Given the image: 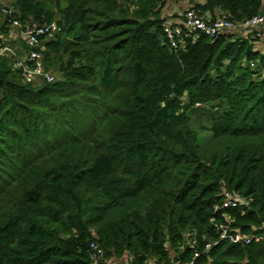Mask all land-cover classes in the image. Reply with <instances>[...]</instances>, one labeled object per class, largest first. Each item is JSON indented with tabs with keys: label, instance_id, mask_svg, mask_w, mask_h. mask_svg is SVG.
<instances>
[{
	"label": "trees",
	"instance_id": "obj_1",
	"mask_svg": "<svg viewBox=\"0 0 264 264\" xmlns=\"http://www.w3.org/2000/svg\"><path fill=\"white\" fill-rule=\"evenodd\" d=\"M190 5L233 24L264 14V0ZM159 6L13 0L3 14L0 34L12 19L59 31L41 51L53 83L0 59V264H93L92 243L130 264H264V243L218 231L227 214L264 234L259 30L173 49ZM225 190L247 205L215 212Z\"/></svg>",
	"mask_w": 264,
	"mask_h": 264
},
{
	"label": "built area",
	"instance_id": "obj_2",
	"mask_svg": "<svg viewBox=\"0 0 264 264\" xmlns=\"http://www.w3.org/2000/svg\"><path fill=\"white\" fill-rule=\"evenodd\" d=\"M4 13L11 14L13 10L10 8L9 11ZM179 17L176 19H163L162 24L164 34L173 49L183 47L184 40L197 41L201 35L213 39L228 32L233 33V30L247 33L264 27V14L253 17L241 24H233L224 13L217 14L216 18H205L192 8L184 11ZM10 23L15 28H10V30L15 34L17 33V38L21 39V46L24 45L26 48L18 57L12 46L6 44L7 42H5L2 35L0 37V57H10L15 68L21 72L23 81L27 84L53 83L56 79L46 71L41 51L45 50L47 42L55 38L59 31L57 23L38 24L31 22L23 26L16 19L10 20ZM244 205H247V202L238 193L225 190L222 203L215 206L214 211L220 212L223 209H235ZM223 219L224 222L218 224L220 240L241 246L251 245L252 242L264 243V234L257 235L254 232L244 234L232 227V219L229 215L224 214ZM213 245V243L207 244L205 250H210ZM91 248L95 252L92 256L93 264H111L112 259H106L104 250L100 249L96 243H92ZM198 257H200V253L196 252L194 258L185 264H196L195 259Z\"/></svg>",
	"mask_w": 264,
	"mask_h": 264
},
{
	"label": "rangeland",
	"instance_id": "obj_3",
	"mask_svg": "<svg viewBox=\"0 0 264 264\" xmlns=\"http://www.w3.org/2000/svg\"><path fill=\"white\" fill-rule=\"evenodd\" d=\"M164 2V6L161 8V6L158 7L160 8L162 13H161V19H176L180 18L179 16L182 15V13L188 9L191 8V3L196 2L198 0H181V1H174V0H161ZM12 2L13 0H0V29L2 28V25H4L5 20H6V13L5 11H9V9L12 7ZM2 13V15H1ZM5 14V15H3ZM10 28H14L12 25H8V28L5 30L6 32H2L0 34V37L3 35V38L5 39V42H7V45L12 46L13 50L15 51L16 55L18 57L21 56L23 53V49L26 48L24 45L21 46V39L17 38V33H13ZM15 29V28H14ZM262 30V28L260 29ZM235 34H246V32H241V31H236L233 30ZM21 46V47H20ZM4 58V56L0 57V59ZM9 59L11 62L12 60L10 57H5ZM50 75H52L55 79L58 78L57 74L53 70H46ZM205 137V136H203Z\"/></svg>",
	"mask_w": 264,
	"mask_h": 264
},
{
	"label": "crops",
	"instance_id": "obj_4",
	"mask_svg": "<svg viewBox=\"0 0 264 264\" xmlns=\"http://www.w3.org/2000/svg\"><path fill=\"white\" fill-rule=\"evenodd\" d=\"M218 13L215 12L214 14H207L206 17L212 18L215 17ZM256 48L259 49L260 51H264V28L262 30H259V41L256 44ZM111 264H130L129 258H122V259H112ZM148 264H155L154 260H150Z\"/></svg>",
	"mask_w": 264,
	"mask_h": 264
}]
</instances>
